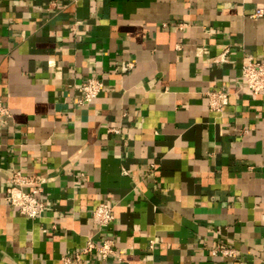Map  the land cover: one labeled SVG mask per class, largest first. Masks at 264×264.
<instances>
[{"label":"crops","instance_id":"crops-1","mask_svg":"<svg viewBox=\"0 0 264 264\" xmlns=\"http://www.w3.org/2000/svg\"><path fill=\"white\" fill-rule=\"evenodd\" d=\"M247 55L264 58V0H0V264H62L89 239L112 252L79 264H264ZM90 76L102 91L77 105ZM16 170L40 180L38 218L3 200Z\"/></svg>","mask_w":264,"mask_h":264},{"label":"built area","instance_id":"built-area-1","mask_svg":"<svg viewBox=\"0 0 264 264\" xmlns=\"http://www.w3.org/2000/svg\"><path fill=\"white\" fill-rule=\"evenodd\" d=\"M263 14L261 9H258L254 16L259 17ZM240 75L242 76L245 87L253 95H264V58L259 59L251 55L244 57L241 67ZM103 88V82L97 77L90 76L83 80L78 85L79 97L75 101L77 105L90 103L100 94ZM207 103L209 109L213 111H220L227 103V94L217 89L206 92ZM0 114L7 115V111L0 105ZM9 181L13 183L12 186L7 187L3 200L7 205L14 208L19 214L35 219L41 216L44 210V202L37 195L42 190L37 186L40 182L37 176L23 175L21 171H13ZM23 185H32L31 191H25ZM93 216L101 226L109 225L114 216L111 207L106 203L100 202L92 212ZM92 250L100 253L101 257H105L108 253L112 252L110 241H105L102 244L93 243L92 240H87L84 248L72 256L64 255L61 258L62 264H79L81 262V255L86 254ZM234 257V250L223 246H217L211 250V254Z\"/></svg>","mask_w":264,"mask_h":264}]
</instances>
